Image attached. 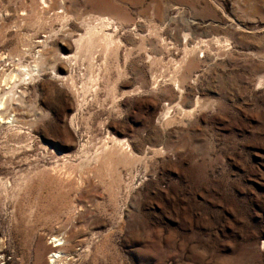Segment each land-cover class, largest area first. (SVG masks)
Segmentation results:
<instances>
[{
    "label": "rangeland",
    "instance_id": "1",
    "mask_svg": "<svg viewBox=\"0 0 264 264\" xmlns=\"http://www.w3.org/2000/svg\"><path fill=\"white\" fill-rule=\"evenodd\" d=\"M37 1L0 0V76L48 67L0 126V264H49L53 234L65 264H264V0H70L65 26ZM99 15L116 54L72 57Z\"/></svg>",
    "mask_w": 264,
    "mask_h": 264
},
{
    "label": "bare ground",
    "instance_id": "2",
    "mask_svg": "<svg viewBox=\"0 0 264 264\" xmlns=\"http://www.w3.org/2000/svg\"><path fill=\"white\" fill-rule=\"evenodd\" d=\"M37 2L39 6H41V8L39 7L40 9L36 11L37 12L35 13L36 16H38L41 19L43 18L49 19L52 22L60 21L62 26H65L67 24L70 15H74L76 17L78 15V13L74 12V10L71 8L70 0H38ZM71 2L74 3L76 2V0H71ZM100 6L103 7V4ZM97 19H99V22L95 24H88L85 27L84 32H81L79 37L75 39L74 44L76 46V52L73 54L72 57L74 58L80 57L84 59L87 57L88 60H91L92 54L95 52H98L100 55H105V56L109 55L111 52H113L114 55L116 54L117 48L120 47L119 46L120 39L118 40L119 42L116 41L114 37L115 33L112 34L106 29L107 25H110L111 27H113L112 17L110 16L101 17V15H99ZM72 31L73 30L71 28L68 34H70ZM37 52L38 53L34 61L35 63L33 65L31 64L21 65L20 64L16 68L10 70V72L8 73H5V72L3 74L1 73L2 75L0 76V82H1L0 84L5 85V87L7 88H5V91L3 93H1L0 91V126L1 127L6 126L7 127L6 130L9 133L12 132L13 134L14 133L17 134L21 131V128L19 126L21 121L19 119L17 120V118L8 111V108L10 107V105L11 107H13L15 104H17V102H20L21 95L16 90L17 85L19 83L25 82L33 78L34 75L39 74V72L41 73V71L43 72L48 68L47 58L44 59L46 51H37ZM64 58H66L69 62L72 60L70 56H67ZM106 58L107 57H105V59ZM51 68L54 74H56L55 66L52 65ZM107 71L109 70L107 69L106 72ZM89 73H92L90 69H89ZM96 74L100 76L99 71ZM98 79L99 77H94V81H93L94 84L92 83L93 84L92 87L99 81ZM175 81L176 79H174V82ZM176 82L175 84L177 85ZM20 92L24 93L23 90H21ZM94 152H95L94 156L91 157L92 159L91 158L89 159L90 164L101 163V167L99 168V171H101V177L102 176L108 177L109 178L108 185L110 186L111 184L112 186H114V184H117V182L120 181L121 179L119 175L120 173L119 165L120 166L124 165L125 167H127L133 164L134 154L132 150L130 149L128 142L123 141V139L121 140V139L113 138L111 142L106 140L103 146L97 148ZM86 159L87 158H85V160ZM129 185L130 184H128V186ZM77 209L78 208H75L74 210H77ZM66 241L67 240L63 236H60L58 234H53L50 236V241L48 243L52 245L53 250H51L52 253L49 256L50 257L49 264H65L66 263V259H65L67 257V254L65 252Z\"/></svg>",
    "mask_w": 264,
    "mask_h": 264
}]
</instances>
